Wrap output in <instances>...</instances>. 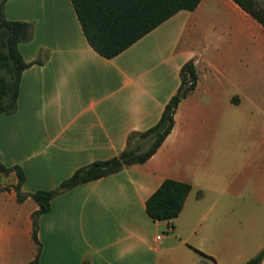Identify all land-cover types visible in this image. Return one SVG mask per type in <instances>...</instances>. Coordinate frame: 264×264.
<instances>
[{
    "label": "crops",
    "instance_id": "obj_1",
    "mask_svg": "<svg viewBox=\"0 0 264 264\" xmlns=\"http://www.w3.org/2000/svg\"><path fill=\"white\" fill-rule=\"evenodd\" d=\"M31 22L16 108L0 113V162L22 192L116 154L153 124L192 59L197 78L143 162L54 195L30 235L26 195L0 171V264H243L264 245V25L233 0L179 9L111 57L86 41L70 0H5ZM170 177L190 184L177 215L152 219L145 198ZM257 264H264V254Z\"/></svg>",
    "mask_w": 264,
    "mask_h": 264
},
{
    "label": "trees",
    "instance_id": "obj_2",
    "mask_svg": "<svg viewBox=\"0 0 264 264\" xmlns=\"http://www.w3.org/2000/svg\"><path fill=\"white\" fill-rule=\"evenodd\" d=\"M0 0V113H11L16 108L19 76L21 70L34 59L25 61L18 43L31 37L32 24L21 19H9L3 14V3ZM199 0H70L75 15L88 44L100 55L111 57L126 48L137 38L151 30L179 9L190 10ZM261 25H264V1L233 0ZM179 83L169 96L157 120L142 130H131L127 133L125 146L116 154L95 159L76 167L67 177L61 179L51 188H38L22 192L20 184L24 173L17 164L4 165L0 162V171L7 173L13 170L16 176L12 184L16 199L30 196L37 207L30 212L32 240L40 243L36 237L37 217L50 207L51 198L61 191L79 183L114 172L123 166L143 162L159 146L173 125V113L179 100L189 92L196 81L197 74L193 60H185L179 67ZM147 142L146 147L142 145ZM190 188L186 181L165 177L158 186L145 198V212L152 219L170 221L179 212L183 200ZM202 258L197 264H206L209 258L198 251ZM264 254V245L243 264H257ZM22 264H37V253Z\"/></svg>",
    "mask_w": 264,
    "mask_h": 264
},
{
    "label": "rangeland",
    "instance_id": "obj_3",
    "mask_svg": "<svg viewBox=\"0 0 264 264\" xmlns=\"http://www.w3.org/2000/svg\"><path fill=\"white\" fill-rule=\"evenodd\" d=\"M259 1L263 2L264 0H259ZM146 145H147V142L142 145V148L146 147Z\"/></svg>",
    "mask_w": 264,
    "mask_h": 264
}]
</instances>
